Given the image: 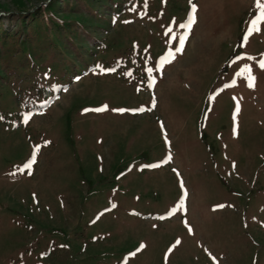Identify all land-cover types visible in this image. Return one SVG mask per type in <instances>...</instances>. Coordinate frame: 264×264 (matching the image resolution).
<instances>
[{
    "label": "rangeland",
    "instance_id": "rangeland-1",
    "mask_svg": "<svg viewBox=\"0 0 264 264\" xmlns=\"http://www.w3.org/2000/svg\"><path fill=\"white\" fill-rule=\"evenodd\" d=\"M48 1L0 0L4 28L44 65L50 39L17 12ZM56 1L61 15L72 0ZM192 2L182 52L171 37L190 0L110 2L40 109L3 81L0 264H264V22L242 47L256 0Z\"/></svg>",
    "mask_w": 264,
    "mask_h": 264
},
{
    "label": "trees",
    "instance_id": "trees-1",
    "mask_svg": "<svg viewBox=\"0 0 264 264\" xmlns=\"http://www.w3.org/2000/svg\"><path fill=\"white\" fill-rule=\"evenodd\" d=\"M61 1L69 2L68 0ZM122 1L72 0L70 5H65L66 8L62 10L61 15L55 12L58 3L56 0H49L30 11L20 8L17 13L21 30L26 31L24 25L34 26V33L38 38H41L40 32H44V38L48 37L50 40L43 48L51 50L52 56L45 65L35 60L30 37L25 34L20 38V33L11 34L0 24V94L3 91L4 80H11L13 77L19 81L28 80L31 77L30 71H32L35 81L31 85L24 86L25 99L37 106L41 100L48 98L51 95L50 74L55 75L54 79L51 78L53 82H58L64 79L66 73L74 74L83 65L78 59L83 50L90 51L85 43L87 37L96 39L93 30L99 28L101 23L92 21L94 16L103 18L101 16L103 4L114 2L115 7L120 8ZM56 51L60 55V60L56 59ZM89 53L92 54V52ZM18 54L24 55V58H21L19 64L16 63L17 73H15L12 68V59ZM84 60L87 62L86 56ZM41 70L46 71V74L44 75ZM39 80L41 84L37 83Z\"/></svg>",
    "mask_w": 264,
    "mask_h": 264
},
{
    "label": "snow or ice",
    "instance_id": "snow-or-ice-1",
    "mask_svg": "<svg viewBox=\"0 0 264 264\" xmlns=\"http://www.w3.org/2000/svg\"><path fill=\"white\" fill-rule=\"evenodd\" d=\"M145 2H147V0H145ZM256 7L258 9H260L259 13L254 16V18L249 22V27L243 37V42H242V47L244 45L247 44L249 37L254 33V32H259L260 31V24L261 22H264V3L261 2V0H256ZM196 12H197V5L195 3L192 2V0H190V13L189 16L186 20V22L179 24V27L182 29H186L185 32H183L182 34L179 35V37H177L175 34H173V36L171 37L172 40H178V44L179 46L177 48H175V52H182L183 48H184V44L186 42L187 36L190 34V30L192 25L196 22ZM172 29L169 28L168 32H171ZM167 35V33H166ZM172 56L174 58V53H172ZM237 59H241V57H237ZM259 66L261 68H264V60H261L259 62ZM115 69H108L107 71H114ZM149 72H152V69H148ZM244 71L247 72V76L246 79L248 81V86L250 88H254L255 87V82H256V76L255 74L252 72L251 66L250 65H245L244 66ZM241 75L243 73H240ZM154 82V77L150 79L149 83L150 86H152ZM233 85H225V87H230ZM106 107V106H105ZM103 109H97V111H100ZM143 109H138L137 111H142ZM119 111H124L123 109L119 110ZM237 113L239 112V102H237V109H236ZM30 114H26L24 119L25 122H27L28 118H29ZM47 143V142H46ZM38 150V149H37ZM171 157H169L170 159ZM35 160V156H33V158L26 164L24 165L25 168H30L31 164L34 162ZM167 162V161H165ZM158 165H152V167H157ZM181 185L183 186V181H181ZM187 196V192L186 190L182 192V199L180 201V204L178 205V207H183V197ZM222 207V205L220 206ZM176 209H173L172 211H175ZM171 215V212L169 213ZM177 243H179V241H177ZM144 246L141 245V248H143Z\"/></svg>",
    "mask_w": 264,
    "mask_h": 264
}]
</instances>
